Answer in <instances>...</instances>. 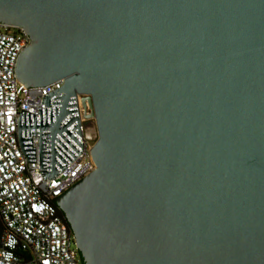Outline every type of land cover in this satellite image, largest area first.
<instances>
[{
	"label": "water",
	"instance_id": "95a60500",
	"mask_svg": "<svg viewBox=\"0 0 264 264\" xmlns=\"http://www.w3.org/2000/svg\"><path fill=\"white\" fill-rule=\"evenodd\" d=\"M0 24L31 38L25 87L64 79L19 118L43 179L83 152L77 94L95 118L56 201L81 262L264 264V0H0Z\"/></svg>",
	"mask_w": 264,
	"mask_h": 264
},
{
	"label": "built area",
	"instance_id": "2783aa9c",
	"mask_svg": "<svg viewBox=\"0 0 264 264\" xmlns=\"http://www.w3.org/2000/svg\"><path fill=\"white\" fill-rule=\"evenodd\" d=\"M31 38L21 27L0 24V264H82L74 235L57 198L96 169L91 150L98 140L95 118H86L77 94L83 152L55 179L40 173L39 136H32L35 163L23 153L18 125L22 111L39 114L45 94L64 84L27 88L16 66ZM90 109H88V112Z\"/></svg>",
	"mask_w": 264,
	"mask_h": 264
},
{
	"label": "trees",
	"instance_id": "16d2710c",
	"mask_svg": "<svg viewBox=\"0 0 264 264\" xmlns=\"http://www.w3.org/2000/svg\"><path fill=\"white\" fill-rule=\"evenodd\" d=\"M59 213H60V215H62L63 217H64V219H65V216H64V213L62 212V210L59 208ZM65 221L67 222V220L65 219ZM67 224H68V222H67ZM68 226H69V224H68ZM70 228V227H69ZM2 229V223L0 222V230ZM80 254V253H79ZM80 257H81V255H80ZM81 260H82V257H81ZM84 264V263H83Z\"/></svg>",
	"mask_w": 264,
	"mask_h": 264
},
{
	"label": "flooded vegetation",
	"instance_id": "af4514ba",
	"mask_svg": "<svg viewBox=\"0 0 264 264\" xmlns=\"http://www.w3.org/2000/svg\"><path fill=\"white\" fill-rule=\"evenodd\" d=\"M65 216V215H64ZM66 219V218H65ZM82 264H83V261H82Z\"/></svg>",
	"mask_w": 264,
	"mask_h": 264
}]
</instances>
